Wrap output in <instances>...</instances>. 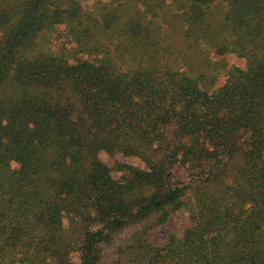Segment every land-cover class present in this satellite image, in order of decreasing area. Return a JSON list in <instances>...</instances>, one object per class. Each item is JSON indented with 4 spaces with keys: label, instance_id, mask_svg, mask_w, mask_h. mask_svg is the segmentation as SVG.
Here are the masks:
<instances>
[{
    "label": "trees",
    "instance_id": "1",
    "mask_svg": "<svg viewBox=\"0 0 264 264\" xmlns=\"http://www.w3.org/2000/svg\"><path fill=\"white\" fill-rule=\"evenodd\" d=\"M85 1L0 0V264H264V0Z\"/></svg>",
    "mask_w": 264,
    "mask_h": 264
},
{
    "label": "rangeland",
    "instance_id": "2",
    "mask_svg": "<svg viewBox=\"0 0 264 264\" xmlns=\"http://www.w3.org/2000/svg\"><path fill=\"white\" fill-rule=\"evenodd\" d=\"M93 4L92 0H87L83 3L84 6H90ZM217 59H224L230 65H237L241 67L246 66V60L242 57H238L235 54H227L223 56H216ZM224 82V77L220 78L218 85ZM100 158L105 161L109 166L113 168L114 176H120L122 171L116 168L118 162L131 164L134 166L144 167V163L137 157L125 155L121 152L115 154H110L107 151L100 152ZM190 222V211L187 208H182L174 213H172L169 219L159 227L151 231L152 238L157 243H165L167 241L168 235L171 233L181 234ZM72 259L74 261H79V253L74 252L72 254Z\"/></svg>",
    "mask_w": 264,
    "mask_h": 264
}]
</instances>
